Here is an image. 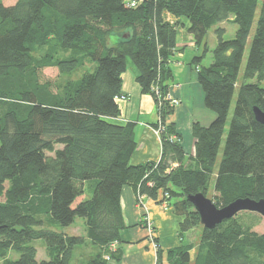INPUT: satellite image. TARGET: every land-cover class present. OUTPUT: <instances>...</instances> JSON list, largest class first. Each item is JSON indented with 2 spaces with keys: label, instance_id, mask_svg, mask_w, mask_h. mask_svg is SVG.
Segmentation results:
<instances>
[{
  "label": "trees",
  "instance_id": "trees-1",
  "mask_svg": "<svg viewBox=\"0 0 264 264\" xmlns=\"http://www.w3.org/2000/svg\"><path fill=\"white\" fill-rule=\"evenodd\" d=\"M130 1L16 0L10 6L0 1L1 264H73L79 246L93 252L80 254L75 264H117L116 246L127 228L121 205L125 186L134 190L138 205L145 197L160 205L179 197L172 208L183 218L182 242L201 228L196 248L183 243L167 251L169 264H264V232L253 231L255 213L241 212L206 229L187 198L209 197L213 182L211 200L218 208L240 198L264 200V125L253 112L264 111V0H142L136 8ZM165 12L188 20L197 45L220 23L232 20L238 27L230 40L216 30L210 66H201L203 56L193 58L204 106L215 118L208 126L194 122L189 155L176 125L166 123L175 110L166 97L179 23L167 22ZM128 58L139 71L142 94L155 101L160 120L154 128L162 145L158 162L136 166L130 164L138 145L136 124L111 121L121 115L116 99ZM86 65L92 70L77 80L43 74L56 68L60 78L68 77ZM254 78L257 83L245 82ZM88 182L92 197L83 199ZM77 217L84 219L85 236L53 229L69 227ZM39 239L45 260L37 259L32 245ZM157 249L160 264L163 251ZM13 253L18 258H11Z\"/></svg>",
  "mask_w": 264,
  "mask_h": 264
},
{
  "label": "crops",
  "instance_id": "crops-1",
  "mask_svg": "<svg viewBox=\"0 0 264 264\" xmlns=\"http://www.w3.org/2000/svg\"><path fill=\"white\" fill-rule=\"evenodd\" d=\"M163 17L172 24L179 23L177 51L172 57L170 65L175 81L177 65L185 66V61H187L183 47L185 43L180 40V37L193 48H195V40L188 33L189 25L181 18H175L166 12ZM181 25L182 29H180ZM196 51L199 52V48ZM197 52H195L196 56L198 55ZM193 73V63H187L186 78H183L182 82H173L170 85L169 95L180 100L181 103L175 107L174 113L166 119L167 124L174 123L176 125L178 133L182 136L181 145L187 155L194 152V139L192 137L194 122L199 121L204 126H208L215 118L214 113L206 112L204 96L198 84L197 74L194 76ZM138 74L137 67L132 62L127 61L126 72L122 75V95L128 97V100L118 103L121 115L116 119H111L116 124L128 122L136 124L135 135L138 145L130 161V164L134 166L158 162L162 154L160 137L154 128V125L160 120L156 104L151 96L142 94L141 87L136 82ZM149 102H152L153 106L151 111L145 107ZM121 205L127 228L122 233L121 242L116 246L117 249L121 250V260L117 264H158L157 245L163 251L160 264H168L165 253L181 245L179 233L183 218L176 215L173 208L171 210L166 208L167 204L160 205L147 197L143 199V206L138 205L135 192L129 186L122 189ZM144 217H148L154 229L153 237L156 238L157 243L150 237L149 231L142 224ZM91 252L93 249L89 248L80 254L88 255Z\"/></svg>",
  "mask_w": 264,
  "mask_h": 264
},
{
  "label": "rangeland",
  "instance_id": "rangeland-1",
  "mask_svg": "<svg viewBox=\"0 0 264 264\" xmlns=\"http://www.w3.org/2000/svg\"><path fill=\"white\" fill-rule=\"evenodd\" d=\"M0 1H2V3L5 6L13 5L16 2V0H0ZM181 19L187 25H189V22H188L187 19H185V18H181ZM257 20H258V16L256 17V20H255L253 28H252V33H251V35H250V37L248 39V43L246 45L244 58H243V62H242L241 69H240V77H239V82L240 83L243 82L242 75H243L244 68H245V65H246V61H247V58H248V54H249V50H250V46H251V40H252L254 31H255L256 25H257ZM182 28L183 27L181 25L180 29H182ZM218 28H221V29L224 30L223 38L225 40H230V39H232L235 36L238 27L232 20L220 23V24L212 27L208 31V34L205 37V39L203 40V42L200 45H197V44L194 45L195 48L191 47L189 43H187L185 40H183L180 37V40H182L185 43V45L183 47L185 49V53H186L185 56L187 58V61H185V64H186L185 66L177 65L176 74H175V81L174 80L170 81V84H172L173 82L174 83L182 82V79L186 78L187 63L188 64L192 63L193 58L196 57L195 52H197L196 51L197 48H199V52H197L198 53L197 56L198 57H202L203 56L202 60H201V66H204V67L210 66V64L212 63V51L216 47V45L218 43V38H217V33H216V30ZM115 43H116V36L113 35V36H111V44H115ZM206 46L208 47V51L207 52H205ZM41 53L43 54V51H41ZM127 61L129 63L132 62V60L130 58H128ZM193 66H194L193 75L195 76V74H197L198 70L196 68V65H193ZM92 67H93L92 65H86L83 68H79L72 75H70L68 77L64 76L63 78L62 77L60 78L59 71L56 68H45L43 70V74H44L45 79H51V80L59 79L61 81H66V80H69V79L77 80V79L81 78L86 72L92 70ZM245 82L246 83H257L258 81H257L256 78H254V79H247V80H245ZM260 85L264 88V81L261 82ZM236 100H237V91H236V93L234 95V98L232 100V104H231V107H230V112H229V116H228V124L226 126V131H225V134H224V137H223V140H222V146H221V150H220L219 157H218L219 160L221 159V156H222L224 143H225V140L227 138L229 122L231 120V117H232V114H233V111H234V108H235V105H236ZM120 102H125V101H119V103ZM180 103H181V101H180ZM145 107H146L147 110H150V111L153 110L152 102H149V104L145 105ZM148 107H149V109H148ZM206 112L207 113H211V114L213 113V112L209 111L208 109L206 110ZM198 113H200V112H198ZM156 133L158 134L157 131H156ZM158 136H159V134H158ZM91 184H92L91 182H88L86 184V190H85V194H84L83 199H90L92 197V189L90 187ZM172 189L174 191H176V192H179V189L174 187V186H172ZM212 191H213V182H212L211 192H210L209 197H208L209 199H211L213 197V195H214V193ZM178 199H179V197L173 196L172 199H170L168 201V203L170 204V205H167L168 209L171 210L173 204L176 203L178 201ZM162 210L165 211L164 208H162ZM254 216L257 219V225L254 227L253 231L261 234V233L264 232V217H262V216H260V215H258L256 213L254 214ZM53 229L58 231V232L65 233L67 235H76V236H85L86 235V228H85L84 219L80 218V217H77L75 219L74 224L69 226V227H62L60 225H56ZM200 235H201V228H195L194 230H192V231H190V232H188V233H186L184 235L183 242L181 241V238L179 236L180 244H183V243L184 244H188L189 243V244H192L194 246V248H196L198 243H199V241H200ZM32 245L37 249V252H38L37 259L38 260L47 259L44 240H42V239L35 240V241L32 242ZM87 250H88V248H86V246L77 247V249L75 251V254H74V258H73L72 263L75 264L77 262H81V260H79L81 258L80 257V253L81 252H85ZM166 255L167 254L165 253V256ZM191 255H192V259H193L194 256H195V249L191 252ZM11 258L16 259V258H18V255L16 253H13L11 255ZM0 264H1V261H0Z\"/></svg>",
  "mask_w": 264,
  "mask_h": 264
},
{
  "label": "water",
  "instance_id": "water-1",
  "mask_svg": "<svg viewBox=\"0 0 264 264\" xmlns=\"http://www.w3.org/2000/svg\"><path fill=\"white\" fill-rule=\"evenodd\" d=\"M253 112L256 121L264 125V111L254 107ZM187 198L199 213L201 225L206 229H214L225 220L232 219L241 212L256 213L264 217V200L240 198L223 208H218L211 199L202 193L189 195Z\"/></svg>",
  "mask_w": 264,
  "mask_h": 264
},
{
  "label": "built area",
  "instance_id": "built-area-1",
  "mask_svg": "<svg viewBox=\"0 0 264 264\" xmlns=\"http://www.w3.org/2000/svg\"><path fill=\"white\" fill-rule=\"evenodd\" d=\"M142 2V0H131L130 1V6L132 7V8H136L137 6H138V4L139 3H141ZM169 101H170V103H171V105L172 106H174V107H176V106H178L179 104H180V101L178 100V99H174V98H172L169 94L167 95V97H166ZM128 99V97H126V96H124V95H121V96H119L116 100L119 102V101H126ZM173 166H177L176 164H173ZM143 206V202H142V200H140V206ZM168 206H166V208H167ZM142 221L144 222V224H145V227H146V229L149 231V233H150V237L153 239L154 237V230H153V228H152V225H151V223L149 222V219H148V217H144L143 219H142Z\"/></svg>",
  "mask_w": 264,
  "mask_h": 264
}]
</instances>
